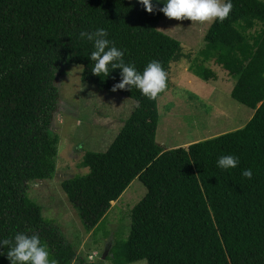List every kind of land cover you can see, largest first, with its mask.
<instances>
[{
	"label": "trees",
	"instance_id": "obj_1",
	"mask_svg": "<svg viewBox=\"0 0 264 264\" xmlns=\"http://www.w3.org/2000/svg\"><path fill=\"white\" fill-rule=\"evenodd\" d=\"M232 2L229 17L208 29L190 70L210 81L213 73L203 63L211 59L220 65L234 80L231 97L253 115L240 129L164 149L155 140L159 97L149 100L134 87L112 91L120 70L107 77L93 74L88 57L93 44L78 35L106 28L107 38L125 50L126 63L142 72L158 60L165 69L179 57L181 45L157 28L162 4L149 13L138 0H0V240L37 233L59 264L86 261L27 194L30 182L56 172L59 137L50 128L57 106L54 79L72 63L83 67L84 84L140 105L134 104L105 150L84 152L79 166L88 172L60 182L87 232L97 228L133 180L146 188L131 211L129 233L125 228L107 242L106 260L264 264V2ZM221 155H235L239 164L220 169ZM248 168L251 179L242 176ZM8 250L0 247V264H10Z\"/></svg>",
	"mask_w": 264,
	"mask_h": 264
},
{
	"label": "rangeland",
	"instance_id": "obj_2",
	"mask_svg": "<svg viewBox=\"0 0 264 264\" xmlns=\"http://www.w3.org/2000/svg\"><path fill=\"white\" fill-rule=\"evenodd\" d=\"M157 28L179 41L181 47L179 57L172 58L165 68L171 89L166 97L158 95L156 142L164 149L180 147L187 142L202 141L242 128L254 110L231 97L234 80L228 72L211 59L202 65L203 69L213 73L210 81L190 70L196 65L198 52L205 44L204 36L210 28L208 23L176 20L163 14ZM82 69L81 65L68 63L54 79L58 90L57 106L50 128L59 137L56 172L51 179L30 182L27 194L42 207L43 216L55 222L77 254L86 259L84 264H112L106 260L110 247L107 242L112 239L114 242L125 228L129 233L131 211L145 196L146 188L140 180H133L120 198L111 202V209L97 228L87 232L60 182L66 177L88 172L87 168L79 166L84 152L105 150L135 102L118 93L84 84ZM105 249L108 251L102 258ZM133 264L147 263L142 260Z\"/></svg>",
	"mask_w": 264,
	"mask_h": 264
},
{
	"label": "clouds",
	"instance_id": "obj_3",
	"mask_svg": "<svg viewBox=\"0 0 264 264\" xmlns=\"http://www.w3.org/2000/svg\"><path fill=\"white\" fill-rule=\"evenodd\" d=\"M138 3L149 13L157 10L156 5L162 4L158 11L168 18L189 19L191 22L208 23L209 26L216 22L223 23L233 9L232 0H138ZM78 35L80 39L93 44L94 50L88 56L94 62L91 68L93 74L107 77L111 70H120V79L113 84L112 91L126 87L131 90L134 87L149 100H156L166 90L168 74L160 61H149L141 72L133 63L125 62V50L118 48L115 42L107 38L106 28L81 30ZM139 107V103H136L135 108ZM216 163L220 169L227 170L236 168L239 158L235 155H221ZM242 176L251 179L252 169L242 170ZM3 246H8L6 255L10 264H59L37 233L29 235L17 232L12 239L0 240V247ZM71 264H76V258H73Z\"/></svg>",
	"mask_w": 264,
	"mask_h": 264
},
{
	"label": "crops",
	"instance_id": "obj_4",
	"mask_svg": "<svg viewBox=\"0 0 264 264\" xmlns=\"http://www.w3.org/2000/svg\"><path fill=\"white\" fill-rule=\"evenodd\" d=\"M170 89H171V87H170ZM170 89H168L167 92H168ZM189 144H190V143L187 142V143H184L182 146H187V145H189ZM172 148H175V147H172ZM166 149H171V148H166Z\"/></svg>",
	"mask_w": 264,
	"mask_h": 264
},
{
	"label": "water",
	"instance_id": "obj_5",
	"mask_svg": "<svg viewBox=\"0 0 264 264\" xmlns=\"http://www.w3.org/2000/svg\"><path fill=\"white\" fill-rule=\"evenodd\" d=\"M107 251H108V250L105 249V251H104L103 254H102V258H104V257L106 256Z\"/></svg>",
	"mask_w": 264,
	"mask_h": 264
}]
</instances>
